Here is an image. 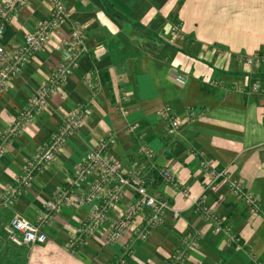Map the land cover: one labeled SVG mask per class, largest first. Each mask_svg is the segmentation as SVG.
Here are the masks:
<instances>
[{
  "label": "crops",
  "instance_id": "obj_1",
  "mask_svg": "<svg viewBox=\"0 0 264 264\" xmlns=\"http://www.w3.org/2000/svg\"><path fill=\"white\" fill-rule=\"evenodd\" d=\"M63 1L66 14L59 30L0 94L1 139L62 64V41L75 25L85 28L79 67L49 105L9 138L0 156V264H120L130 233L115 243L108 235L134 201L132 190L75 253L67 243L111 186L94 204L66 206L46 228L45 244L17 247L3 232L15 216L35 223L45 204L69 185L86 155L104 141L109 161L125 175L142 170L150 193L171 207L125 264H165L188 236L196 245L189 248L185 264H264V93L253 91H264V65L244 61L264 56V0ZM51 11L49 0H30L6 28L1 44L9 55ZM177 24L180 33L174 30ZM80 108L89 113L81 129L13 205L5 203V191L28 161L44 151L62 121ZM164 108L181 122L175 135L168 134L160 116ZM132 126L138 130L130 131ZM203 158L241 180L261 211L254 213L237 199L225 181L206 191ZM159 169L170 171L177 186L166 183ZM98 177L99 172L80 194ZM196 199L225 220L240 237L239 245L206 223L193 205Z\"/></svg>",
  "mask_w": 264,
  "mask_h": 264
},
{
  "label": "built area",
  "instance_id": "obj_2",
  "mask_svg": "<svg viewBox=\"0 0 264 264\" xmlns=\"http://www.w3.org/2000/svg\"><path fill=\"white\" fill-rule=\"evenodd\" d=\"M52 11L49 19L44 21L34 33L27 36L23 45L15 53L9 55L5 47L1 44L8 24L16 17L30 2V0H0V94L8 85L18 78L22 69L28 62L44 49L54 34L59 30L65 19L66 5L63 0H49ZM180 25L174 26L177 33ZM85 28L82 25H75L68 38L61 43L62 64L55 71L49 81L40 87L38 92L32 97L26 110L20 113L15 127L8 130L0 139V156L5 153V145L9 138L20 134L29 125L36 115L44 110L51 98L62 89L68 77L79 67L85 44ZM247 64L264 65V56L245 58ZM184 80V77H180ZM254 92H261L259 87L253 88ZM160 116L167 125L169 135H175L181 127L180 120L175 117L167 108L160 111ZM87 110L80 108L71 113L59 125L56 133L47 143L44 151L35 155L28 161L23 174L9 186L4 193V202L13 205L16 199L21 196L32 184L37 173L42 171L51 163L57 153L67 144L71 135L81 129L88 120ZM137 126H132L130 131H137ZM107 142H101L94 150L89 152L84 162L76 168L69 185L59 190L56 195L45 204V210L39 215L35 223L15 216L11 221L3 226V232L10 243L17 247H31L36 244H45L48 241L46 228L51 224L54 217L60 214L66 206L76 203L79 206L91 205L98 201L106 191L103 200L93 210L86 221L79 229L77 235L67 243L66 248L72 252H77L78 248L86 239L92 237L107 221L109 214L114 211L122 202L127 191L135 193L134 201L127 207L125 213L115 222L108 235V240L115 243L130 233V242L125 246L124 252L119 259L120 264H125L128 257L133 255L134 247L139 242L146 241L152 231L163 223L164 216L171 210L170 204L160 195L150 193L148 182L142 170L137 169L128 175L123 174L119 166L109 161L106 157ZM144 154H150L147 149H142ZM201 167L204 173V183L207 191L218 181L228 183L230 192L237 198L244 201L254 212L261 211L260 202L247 191L244 183L239 179L230 176L228 170H218L207 158L201 160ZM99 172V177L95 184L86 194H80L82 187ZM159 176L168 184L176 185L177 180L174 175L166 170L159 169ZM186 198L189 193L183 189ZM198 212L208 225L213 227L218 234H224L228 242L232 245L241 243L240 237L226 225L225 220L217 214L205 208L203 199L192 200ZM174 217H179L178 211H173ZM139 221V222H138ZM196 241L192 236L187 237L184 246L175 249L174 253L165 264H185L188 260L189 248L194 247ZM262 264V263H257Z\"/></svg>",
  "mask_w": 264,
  "mask_h": 264
}]
</instances>
